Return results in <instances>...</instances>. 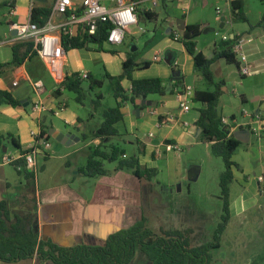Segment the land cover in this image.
I'll list each match as a JSON object with an SVG mask.
<instances>
[{
	"label": "crops",
	"instance_id": "0c3cea01",
	"mask_svg": "<svg viewBox=\"0 0 264 264\" xmlns=\"http://www.w3.org/2000/svg\"><path fill=\"white\" fill-rule=\"evenodd\" d=\"M9 1L0 0V4L9 10L0 19V64L10 63L13 59L12 46L17 42V30L13 29V24L31 22L34 7L50 8L52 14L56 2L16 0L11 7L7 5ZM125 1L137 3L138 18L145 11L153 13L156 18L142 19L141 23L132 26L123 44L107 42L101 49L94 44L88 48L65 49V55L54 60L36 54L18 67L3 68L0 90L10 92L21 105L0 103V136L11 134L3 139L0 151V203L8 199L17 213L22 212L28 217L33 215L30 219L32 228L40 238L65 247L82 243L103 245L111 234L134 226L144 217L150 228H157L153 186L156 176L161 173L159 162L167 163V186L170 187L184 178L196 182L202 176V162L190 159L187 175L178 178L177 164H180L183 152L190 153L203 147L209 157L214 155L208 146L211 144L201 140V129L196 125L203 104L193 99L196 90L211 88L196 72L194 57L181 40L185 28L196 25L201 31L197 37L199 52L211 59L223 36H237L243 41L241 51L252 68L250 74L244 75L240 64L229 63L225 58L215 60L211 66L216 79L225 82L219 109L222 118L227 119L228 135L236 138L235 134L240 130L249 132V135H241L247 141H240L241 145L233 156L238 168H235V180L231 185V218L222 237L224 239L229 233L230 241L247 239L243 244L247 255L243 257L234 250L230 255L232 259L223 255L218 261L222 264H256L264 252V232L261 231L264 228V191L263 183L259 181V176L264 173V26L251 29L249 23L256 25L260 22L264 15V1L244 0L249 23L231 21L233 0H157L156 6L154 0ZM71 2L73 9L82 10L83 0ZM100 2L109 9L120 4V0ZM218 7L223 10L221 17L217 14ZM55 20L61 21L60 18ZM176 34L180 35L179 39H175ZM132 46L137 47L134 52ZM236 46L237 43L232 44L234 53ZM131 54H135L137 64L149 63L146 68L137 67L132 73L133 79L161 78L169 80L167 85H171L170 88L183 80V90V87H177L173 93L151 94L136 103L125 102L122 108L124 118L116 124L119 135L104 141L105 146L114 144L124 149L126 158L132 156L128 150L135 151L133 156L138 157L141 166L155 169L156 175L148 180L135 175L132 169L119 170L118 162L109 160L106 162L110 164L106 165L107 175L86 177L79 169L86 165L93 149L101 144L97 131L104 120L103 111L111 108L105 105L107 98L103 90L107 87L109 97L111 94L114 97L106 75H120L123 63ZM237 60L241 63L240 59ZM73 74H87L103 81L100 92L104 99L97 111L93 104L96 91H89V97L81 104L76 101L73 91L62 87L64 77ZM122 85L131 92L130 79H124ZM84 86L88 89L89 83ZM183 100L190 106L188 111L181 106ZM36 104L44 108L35 111ZM43 127L48 129L50 138L39 144L44 147L43 143L48 142L50 146L43 148L37 156L36 178L30 182L19 173V168L5 164L3 156L8 154L19 159L22 150H31L37 144L32 133L41 134ZM13 140L21 148H17ZM122 143L125 147L121 146ZM169 143L180 146L182 151H167L165 144ZM179 170L182 172L181 165ZM223 171H219V177ZM248 223L255 226L245 237L238 228ZM169 228L172 227L160 222V231ZM196 228L190 224L179 230L189 234L191 244ZM222 248L221 242L219 252ZM0 264L55 263L34 257L18 262L0 261ZM129 264L150 262L139 252Z\"/></svg>",
	"mask_w": 264,
	"mask_h": 264
},
{
	"label": "trees",
	"instance_id": "16d2710c",
	"mask_svg": "<svg viewBox=\"0 0 264 264\" xmlns=\"http://www.w3.org/2000/svg\"><path fill=\"white\" fill-rule=\"evenodd\" d=\"M264 1V0H260ZM16 0H10L7 5L14 7ZM82 11H79V14ZM51 14V9L47 7H34L31 12V22L39 26H44ZM156 18L151 12H141L139 23L144 20ZM231 21L233 23H249V19L244 11V0H233L231 2ZM251 29L264 26V15L256 25L250 24ZM110 24L100 22L96 34L91 35L85 32L77 37H64L63 45L66 50L73 48H88L91 44L97 45L99 49L108 42V31ZM200 27L189 25L185 28L181 37L186 49L194 57L195 70L205 80L211 90H196L194 101L203 104L196 122L201 129V140L211 144L212 152L215 156L223 160L225 169L220 176L221 198L223 200V213L221 221L215 230L214 240L199 245L191 246L186 233L179 229L162 230L156 232L148 225V220L144 217L141 221L128 229L119 230L111 234L103 245H89L82 243L75 246H60L51 240H43L33 230L30 221L33 215L14 213L10 200L4 199L0 203V261L18 262L22 260L38 257L42 261H52L55 264H129L139 252H142L149 260L150 264H213V250L221 246L222 235L227 228L231 218V185L235 180V168L238 165L233 160L237 148L241 145L240 140L230 137L226 125L222 121L220 113L221 97L223 95L224 81L216 79L211 68L215 60L225 58L229 63L240 64L236 54L232 51V44L240 41V37L221 40L218 48L214 51L213 58L206 57L197 50V37L200 35ZM0 36V41H1ZM13 59L10 63L0 64V75L3 68L18 67L28 58L36 55L33 41H18L12 46ZM133 55V56H132ZM149 63L139 65L135 62V54H131L124 63L123 71L118 76L106 75L113 88L116 105L103 111V123L97 131V136L102 139L99 146L93 149L88 157L85 166L79 172L86 177H98L107 175L106 162H118L117 168L132 169L135 175L151 180L156 175L153 168L143 167L138 157H125V150L112 144L105 146L104 141L109 137L119 135L116 124L124 118L122 113L125 102L136 103L141 97H148L151 94L173 93L175 88L183 87V80H179L175 85H167L169 80L161 78L153 79H133L132 73L137 67H148ZM132 81L131 92H127L122 82L124 79ZM89 83L88 89L85 83ZM62 87L73 91L76 94V101L84 104L89 97V91L95 92L93 100L94 110L97 111L102 106L104 95L100 92L103 81L88 75L83 79L80 74L66 75L62 81ZM0 103L19 106L21 103L8 91L0 90ZM11 134L0 136V151H2L3 139ZM50 134L47 128H42L41 134L37 137V147H40L41 140H49ZM17 148L20 145L13 140ZM4 148V147H3ZM31 150H22V156L15 160L12 165L19 168V173L24 174L26 179L33 182L36 172L27 165L26 154Z\"/></svg>",
	"mask_w": 264,
	"mask_h": 264
},
{
	"label": "rangeland",
	"instance_id": "374dc122",
	"mask_svg": "<svg viewBox=\"0 0 264 264\" xmlns=\"http://www.w3.org/2000/svg\"><path fill=\"white\" fill-rule=\"evenodd\" d=\"M8 11V8H6L4 4H0V19L8 14ZM103 91L107 98L105 105L107 107H114L115 98L112 94L109 97L107 87ZM121 146L125 147L124 143H122ZM128 153L133 156L135 151L128 150ZM180 156L181 162L177 164L179 179L187 175L188 167H190L187 163H189L188 161L190 159L200 160L202 162V176L196 182L185 180L184 178L175 185L168 187V172H166L167 163L163 160L159 162L161 173L156 176L153 186V189L156 191L154 194V208L158 215L157 228L155 227L154 230L156 232H161L159 230L161 221L172 227L169 229H185L190 224L196 225V233L191 239L192 246L196 247L214 240L215 230L217 229L218 223L221 221L223 200L221 198L219 171L225 169V166L220 157L215 155L209 157L203 147L197 150L195 148L190 153L185 151ZM106 165L107 167L110 166L109 162L106 163ZM180 165L182 166V172L179 170ZM87 180L90 179L88 178ZM12 210L14 213L18 212L16 208L12 207ZM252 226H255L254 223L244 224L243 227L238 228V231L245 234L246 237L252 230ZM261 231L264 232V228H261ZM187 235L189 234L186 233V236ZM245 241H247V239H235L230 241L229 233H227L224 239L222 238L221 240L223 244L222 251L219 252V248H217L212 252L213 264H222L218 261L219 257L223 255L230 256L231 252L234 250L245 257L247 255L243 250ZM262 241L264 242V239ZM230 258L232 259L233 256H230ZM258 260L259 262L256 264H264V252Z\"/></svg>",
	"mask_w": 264,
	"mask_h": 264
},
{
	"label": "built area",
	"instance_id": "2783aa9c",
	"mask_svg": "<svg viewBox=\"0 0 264 264\" xmlns=\"http://www.w3.org/2000/svg\"><path fill=\"white\" fill-rule=\"evenodd\" d=\"M154 6L157 5V0H154ZM219 17L223 15V10L217 8ZM82 13L79 10L73 9L71 0H56L51 17L46 25L39 26L36 23H14L13 29L17 30L16 41H33L35 44L36 54L47 60H54L65 55V47L63 38L77 37L85 32L91 35L96 34L100 22L110 24L108 31V42L113 45H121L125 40L127 31L135 25L139 24L138 7L134 1L120 0V4L115 9H109L100 0H83ZM60 18L61 21H56ZM180 35L176 34L175 39H179ZM228 35L223 36V40H228ZM243 41H238L236 46V57L241 60L240 68L244 75L251 73L252 68L247 64V56L241 51ZM83 79L88 77L87 74L81 75ZM17 84V83H15ZM181 106L185 111L190 109V106L183 100ZM44 106L36 104L34 110L43 109ZM224 124H227V119H222ZM37 140L39 134L32 133ZM152 137L153 134H150ZM42 147L35 145L31 151L26 154L25 158L27 165L31 169L36 167L37 156L42 153L43 148H48L50 144L44 142ZM165 149L169 152H181L182 148L176 144H165ZM17 160L14 156L5 154L3 162L12 164ZM259 181L263 183L264 191V173L259 176Z\"/></svg>",
	"mask_w": 264,
	"mask_h": 264
},
{
	"label": "water",
	"instance_id": "95a60500",
	"mask_svg": "<svg viewBox=\"0 0 264 264\" xmlns=\"http://www.w3.org/2000/svg\"><path fill=\"white\" fill-rule=\"evenodd\" d=\"M137 49V47H135V46H132V48H131V51L132 52H134L135 50ZM176 80H179L180 78H175ZM248 134L249 135V132L247 131V130H240V131H238V132H236V134H235V136H236V138L237 139H239L240 141H247V140H244L243 139V137L241 136L242 134ZM61 136H62V134H60ZM58 140H60L61 139V137H59V135L57 136V135H54Z\"/></svg>",
	"mask_w": 264,
	"mask_h": 264
}]
</instances>
